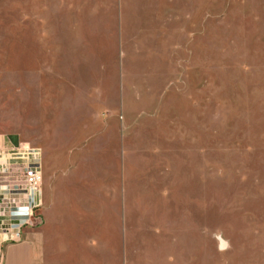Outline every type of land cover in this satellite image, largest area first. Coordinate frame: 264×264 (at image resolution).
I'll return each instance as SVG.
<instances>
[{
  "label": "rangeland",
  "instance_id": "rangeland-1",
  "mask_svg": "<svg viewBox=\"0 0 264 264\" xmlns=\"http://www.w3.org/2000/svg\"><path fill=\"white\" fill-rule=\"evenodd\" d=\"M0 135L42 149L36 227L110 213L127 264H264V0H0Z\"/></svg>",
  "mask_w": 264,
  "mask_h": 264
},
{
  "label": "crops",
  "instance_id": "crops-1",
  "mask_svg": "<svg viewBox=\"0 0 264 264\" xmlns=\"http://www.w3.org/2000/svg\"><path fill=\"white\" fill-rule=\"evenodd\" d=\"M65 214L47 215L43 226L27 227L19 243H0V264H127L119 235L110 232V213ZM51 217L66 220L57 223ZM59 228L64 232H53Z\"/></svg>",
  "mask_w": 264,
  "mask_h": 264
},
{
  "label": "built area",
  "instance_id": "built-area-1",
  "mask_svg": "<svg viewBox=\"0 0 264 264\" xmlns=\"http://www.w3.org/2000/svg\"><path fill=\"white\" fill-rule=\"evenodd\" d=\"M42 149L0 135V243H19L27 227L42 223Z\"/></svg>",
  "mask_w": 264,
  "mask_h": 264
},
{
  "label": "trees",
  "instance_id": "trees-1",
  "mask_svg": "<svg viewBox=\"0 0 264 264\" xmlns=\"http://www.w3.org/2000/svg\"><path fill=\"white\" fill-rule=\"evenodd\" d=\"M9 138H10L13 142H15V143H18V142H19V138H18L17 135H11V136H9Z\"/></svg>",
  "mask_w": 264,
  "mask_h": 264
}]
</instances>
